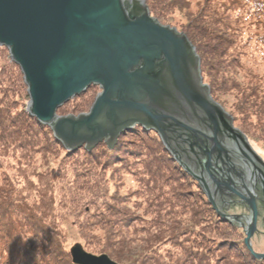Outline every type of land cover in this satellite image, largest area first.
<instances>
[{
  "label": "trees",
  "instance_id": "obj_1",
  "mask_svg": "<svg viewBox=\"0 0 264 264\" xmlns=\"http://www.w3.org/2000/svg\"><path fill=\"white\" fill-rule=\"evenodd\" d=\"M145 3L191 41L213 98L235 97L252 132L233 122L264 160V0ZM26 87L0 45V264H74L72 241L117 264H264L154 130L136 124L112 147L66 149L26 111ZM94 87L57 113L86 110Z\"/></svg>",
  "mask_w": 264,
  "mask_h": 264
},
{
  "label": "water",
  "instance_id": "obj_2",
  "mask_svg": "<svg viewBox=\"0 0 264 264\" xmlns=\"http://www.w3.org/2000/svg\"><path fill=\"white\" fill-rule=\"evenodd\" d=\"M0 45L21 70L27 112L66 149L112 147L136 124L154 130L217 214L243 228L251 254L264 258L250 242L264 160L212 98L185 33L151 16L145 0H0ZM90 85L100 90L88 111L56 112ZM232 203L249 207L248 221L226 211ZM69 252L74 264H117L80 243Z\"/></svg>",
  "mask_w": 264,
  "mask_h": 264
},
{
  "label": "rangeland",
  "instance_id": "obj_3",
  "mask_svg": "<svg viewBox=\"0 0 264 264\" xmlns=\"http://www.w3.org/2000/svg\"><path fill=\"white\" fill-rule=\"evenodd\" d=\"M186 21V16L185 15H183V17L182 18H180L179 19V23H184ZM160 22V21H159ZM161 23V22H160ZM175 22H172V23H167V22H164V23H162V24H167V25H170V26H173V27H175L178 31H182L183 32V30H181V29H179V27H177V23H175ZM191 42V41H190ZM17 65V64H16ZM7 67H11V65H8ZM9 73L11 72V70H9L8 71ZM204 82V81H203ZM205 83V82H204ZM3 86H5V85H3ZM26 89H27V87H26ZM99 87H94V89L92 90V92H93V95H94V97L96 96V94L99 92ZM0 91H1V88H0ZM212 96V95H211ZM94 97H93V100H94ZM218 97V96H217ZM212 98H213V96H212ZM235 97H233V95L232 94H223L222 96H221V99L219 98L218 100L217 99H214L216 102H218L223 108H224V110L226 111V112H228L232 117H235L240 123H241V125L242 126H246L247 127V129H248V131L249 132H252V130H251V128H252V126L250 125V123H247L246 121H247V119H248V117L246 116V114H245V116H244V113L242 112V111H240L238 108H237V102H236V100L234 99ZM28 100H29V97H28ZM93 100H92V102H93ZM223 101V102H222ZM28 102V101H27ZM91 102V103H92ZM91 103H90V105H91ZM90 105H89V107H90ZM61 107V106H60ZM89 107L86 109V110H82V111H88V109H89ZM69 108H70V106H69ZM68 108V109H69ZM67 109V108H66ZM68 109L66 110V111H68ZM26 111H27V103H26ZM57 112V111H56ZM250 121H254V119L253 118H251L250 117ZM233 124H234V126L236 127V128H238L245 136H246V134L244 133V131L241 129V125H238L237 123H234L233 122ZM237 124V125H236ZM247 137V136H246ZM1 136H0V142L2 141L1 140ZM248 139V138H247ZM248 142L250 143V145H251V147H252V149L256 152V149L254 148V146L251 144V142L248 140ZM257 153V152H256ZM258 155H259V153H257ZM32 157H33V155H32ZM261 157V156H260ZM262 158V157H261ZM263 159V158H262ZM3 165H6L5 164V162L4 161H0ZM57 162V161H56ZM60 164H58V165H56L55 164V167L54 168H56L57 166H59ZM264 174V173H263ZM88 183V182H87ZM255 185V189H257V192H260L261 190H260V187H261V185L260 184H254ZM108 186V185H107ZM106 188V187H105ZM108 188H109V186H108ZM254 189V190H255ZM240 192H242L241 190H240ZM262 192V191H261ZM243 193V192H242ZM233 199H240L239 197H237V196H233ZM236 200H234V201H236ZM246 204V203H245ZM211 207H212V205L211 204H209ZM258 211H259V216H258V219H257V223H256V231L254 232V235H253V237L251 238V240H250V242H251V245H252V248H253V250L255 251V252H257V253H264V218L262 217V215H264V207H260V206H258ZM229 214L230 213H232V214H236V215H242V214H246V215H248V217H249V215H250V210H249V207L246 205V206H241V204H240V206H239V204H237V205H233V204H230L229 205V208L226 210ZM261 215V216H260ZM178 216H180V213H178ZM244 216V215H243ZM243 221V220H242ZM243 222H245V220L243 221ZM68 230H70V233L72 234L73 233V229H72V227H71V229H70V227H68ZM74 243H77V242H75V241H72V242H70L69 243V248L74 244ZM84 249V248H83ZM85 250V249H84ZM85 251H87V250H85ZM87 252H90V251H87ZM90 253H92V252H90ZM92 254H95V255H97L96 253H92ZM108 256V255H107Z\"/></svg>",
  "mask_w": 264,
  "mask_h": 264
},
{
  "label": "flooded vegetation",
  "instance_id": "obj_4",
  "mask_svg": "<svg viewBox=\"0 0 264 264\" xmlns=\"http://www.w3.org/2000/svg\"><path fill=\"white\" fill-rule=\"evenodd\" d=\"M258 171V173L259 174H261V176H263L264 177V175H263V173H264V171L263 170H257ZM259 174H257L256 175V177L254 178L256 181H254V183L256 184H261V181H263L264 179H260V181L258 180V177L260 178V175ZM261 188V187H260ZM256 194H257V199H256V201H258V203H259V206L260 207H264V195H263V193L260 191V192H257V190H256ZM236 205L238 204V203H235ZM239 206H240V204H239ZM242 206V205H241ZM244 206V205H243Z\"/></svg>",
  "mask_w": 264,
  "mask_h": 264
},
{
  "label": "bare ground",
  "instance_id": "obj_5",
  "mask_svg": "<svg viewBox=\"0 0 264 264\" xmlns=\"http://www.w3.org/2000/svg\"><path fill=\"white\" fill-rule=\"evenodd\" d=\"M233 205H236L235 203H232ZM258 206H259V203H258ZM244 215V216H243ZM258 216H259V211H258ZM261 216V215H260ZM241 219L244 221H248V219H249V217H248V215H246V214H242L241 216ZM262 217L264 218V215H262ZM257 219H258V217H257Z\"/></svg>",
  "mask_w": 264,
  "mask_h": 264
}]
</instances>
